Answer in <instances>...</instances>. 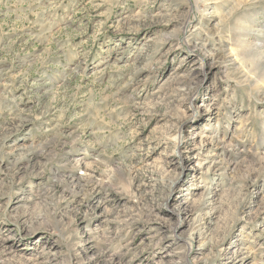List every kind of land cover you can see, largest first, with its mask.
I'll return each mask as SVG.
<instances>
[{"label":"rangeland","instance_id":"1","mask_svg":"<svg viewBox=\"0 0 264 264\" xmlns=\"http://www.w3.org/2000/svg\"><path fill=\"white\" fill-rule=\"evenodd\" d=\"M0 264H264V0H0Z\"/></svg>","mask_w":264,"mask_h":264}]
</instances>
